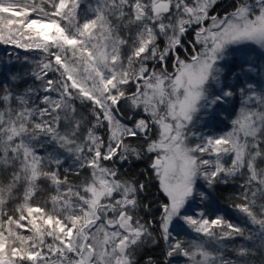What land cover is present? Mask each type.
<instances>
[{
	"label": "snow or ice",
	"instance_id": "1",
	"mask_svg": "<svg viewBox=\"0 0 264 264\" xmlns=\"http://www.w3.org/2000/svg\"><path fill=\"white\" fill-rule=\"evenodd\" d=\"M218 3L0 0V44L43 54L0 85V264H139L159 239L164 264H264V0ZM153 153L158 217L120 172ZM238 176L247 234L211 204Z\"/></svg>",
	"mask_w": 264,
	"mask_h": 264
},
{
	"label": "trees",
	"instance_id": "2",
	"mask_svg": "<svg viewBox=\"0 0 264 264\" xmlns=\"http://www.w3.org/2000/svg\"><path fill=\"white\" fill-rule=\"evenodd\" d=\"M222 1L223 2L221 4L217 5V9L220 15H222L225 10L230 11L231 10L230 5L233 3V0H222ZM224 3L225 4L229 3V5L228 7L221 9ZM248 47L255 49V51L251 52L250 55L255 60V63L257 64V66H264V60L257 58L258 54H260L258 49H256L258 46L248 45ZM180 52H181V57L184 58L183 50L181 49ZM17 55L21 57V61L19 62L16 60ZM42 55H43L42 53L36 50L25 51L24 49H16L13 45L0 44V85H2L5 79L8 78L12 73L20 69L21 63L23 62V57L27 56L29 58V62L25 67L31 69V67L33 66V62L35 60L40 59ZM168 70L169 71L173 70L171 67V61H169L168 63ZM52 75H53L52 73H49V76H52ZM28 83L29 84L32 83L31 79H29ZM133 89H134V86H133ZM121 107L122 108L125 107L123 103L121 104ZM82 111L86 114L87 108L82 109ZM225 115L222 117L225 118ZM226 125H227V122L224 121L222 124H218V126L216 125L215 129L218 131L225 130ZM150 162H151L150 155L149 156L146 155L144 158L139 159V160L133 158L130 161L125 162L123 164L122 170L124 169L126 174L125 173H122V174L124 175L126 179L135 178L137 180L147 182L149 192L152 193L153 195L151 197H144L142 194V196L144 197V202L151 203L153 205L154 212L158 213V216H159V211L157 210L159 203L166 201V198L164 194L161 191H159V184L157 180H155L154 178L150 179L149 177L142 175V173L146 169L149 173H151V169L148 168V165ZM228 163L230 164V160L228 161ZM70 165H71V161L69 160L68 163L64 165V167H69ZM261 166H264V165H261ZM61 172H63V169H61ZM86 174H87L86 170L81 171L82 176ZM69 178L71 180L78 182V178L75 177L74 175H70ZM242 182H243V177L238 176L235 180L229 179V182L227 184L219 183L216 185L215 189L211 191L210 195H211L212 206L222 210L216 214L224 215L226 219L230 220V222L234 224H238L240 227L245 228L246 234H247V229L251 228L252 225L247 224L245 222V218L243 214L239 213L233 207H231L234 203L240 202L238 199V196L241 191L240 185L242 184ZM198 184L203 186L204 181L203 182L198 181ZM47 199H48V193L45 189L42 188L37 193V195L33 198L32 203L33 205L46 206L47 208L50 209L51 204L50 203L45 204V201ZM197 206L198 207H196V209L197 208H207L208 204L198 203ZM14 208H15V204L10 203L9 207L7 208V211L9 213H12L14 211ZM141 215H144V213L141 212ZM155 227L158 228V224ZM21 231H23L24 234L26 235L29 234L25 230H21ZM155 235L159 237L158 232H156ZM190 236L194 237L196 236V234L190 233ZM178 238L188 239L190 237L181 235V237H178ZM235 243L244 244L246 243V241H244L242 238L237 237L235 240ZM161 245L163 247H161ZM229 247H231V245H229ZM164 248H165V244L162 239H161V242L158 241V243L155 245L149 244L148 246L144 247L141 250V252L137 254V260L139 264H144V260L147 257H151L154 264H164V252H163ZM176 260L181 261V264H182L183 258L177 257ZM258 261H259V256L256 257V262ZM256 262H254V264H256ZM174 264H175V261H174Z\"/></svg>",
	"mask_w": 264,
	"mask_h": 264
},
{
	"label": "rangeland",
	"instance_id": "3",
	"mask_svg": "<svg viewBox=\"0 0 264 264\" xmlns=\"http://www.w3.org/2000/svg\"><path fill=\"white\" fill-rule=\"evenodd\" d=\"M223 1L222 0H219V3L218 4H221ZM206 23H210V21H208V22H206ZM197 48H199V45H197ZM256 49H258V51L261 53V50L257 47ZM221 120L224 122H227V125L225 126L226 128H225V130H221V131H218V130H216L215 129V131L216 132H222V131H226L227 129H228V127H230V124H229V119H228V117H227V115H225V118H221ZM218 126V125H217ZM148 156L150 155V157H152V156H154L155 154L153 153V154H147ZM151 161V160H150ZM201 182H203V180H200ZM166 198V197H165ZM167 199V198H166ZM198 203H201L200 201H199V199L197 198V200L196 201H194L193 202V211L196 209V207H198L197 206V204ZM181 235H185L183 232H180V234H179V236L178 237H181ZM186 237H188V236H186ZM142 250V249H141ZM141 250L139 251V252H141ZM138 252V253H139Z\"/></svg>",
	"mask_w": 264,
	"mask_h": 264
},
{
	"label": "flooded vegetation",
	"instance_id": "4",
	"mask_svg": "<svg viewBox=\"0 0 264 264\" xmlns=\"http://www.w3.org/2000/svg\"><path fill=\"white\" fill-rule=\"evenodd\" d=\"M228 5H229V3H227V4L224 3V5L222 6L221 9H224V8L228 7ZM189 38H191V35H189ZM141 115H143L142 112H141ZM122 168H123V167L120 168V172L126 174L125 170H124V169L122 170ZM152 195H153V194L149 192V189L147 190V193H146V194H143L144 197H151ZM151 202H152V201H151ZM152 213H153L154 216L158 217V213H155V212H154V208L152 209ZM148 218H151V216L148 217ZM158 241L161 242V239H159ZM161 247H163V246L161 245Z\"/></svg>",
	"mask_w": 264,
	"mask_h": 264
}]
</instances>
